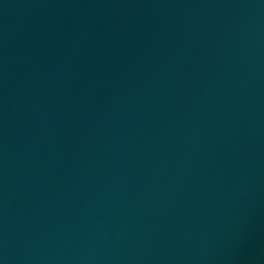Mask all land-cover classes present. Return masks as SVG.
<instances>
[{"label":"water","instance_id":"1","mask_svg":"<svg viewBox=\"0 0 264 264\" xmlns=\"http://www.w3.org/2000/svg\"><path fill=\"white\" fill-rule=\"evenodd\" d=\"M0 264H264V0H0Z\"/></svg>","mask_w":264,"mask_h":264}]
</instances>
